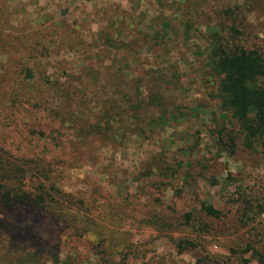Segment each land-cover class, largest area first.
Segmentation results:
<instances>
[{"label": "rangeland", "instance_id": "1", "mask_svg": "<svg viewBox=\"0 0 264 264\" xmlns=\"http://www.w3.org/2000/svg\"><path fill=\"white\" fill-rule=\"evenodd\" d=\"M215 41L264 58V0H0V264H264Z\"/></svg>", "mask_w": 264, "mask_h": 264}, {"label": "trees", "instance_id": "2", "mask_svg": "<svg viewBox=\"0 0 264 264\" xmlns=\"http://www.w3.org/2000/svg\"><path fill=\"white\" fill-rule=\"evenodd\" d=\"M163 28L168 25L163 23ZM209 66L220 78L217 98L221 111L237 124L242 145L247 150L259 149L264 157V58L257 50L230 48L215 41L210 47ZM231 146L234 148V141ZM39 193L37 203H44ZM39 201V202H38ZM202 211L211 218L219 212L211 205ZM187 220L189 216L185 217Z\"/></svg>", "mask_w": 264, "mask_h": 264}]
</instances>
